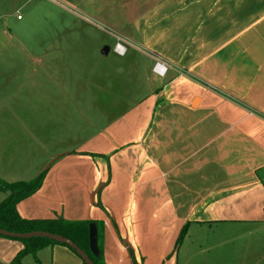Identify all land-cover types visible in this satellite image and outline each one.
I'll return each instance as SVG.
<instances>
[{"label": "crops", "instance_id": "0c3cea01", "mask_svg": "<svg viewBox=\"0 0 264 264\" xmlns=\"http://www.w3.org/2000/svg\"><path fill=\"white\" fill-rule=\"evenodd\" d=\"M10 1L11 14L0 0V59L24 58L2 61L1 80L40 82L38 96L49 93L56 112L95 111L99 89L82 97L85 78L63 67L61 52L89 40L119 84L93 73L90 88L113 90L122 104L104 130L42 171V186L17 205L22 218L96 223L104 264H176L186 224L264 222V0ZM118 38L124 56L113 50ZM157 58L166 76L153 71ZM12 168L0 158L1 178L24 180ZM0 193L2 203L9 192ZM23 247L0 236V264H14ZM22 261L83 264L61 244Z\"/></svg>", "mask_w": 264, "mask_h": 264}, {"label": "rangeland", "instance_id": "374dc122", "mask_svg": "<svg viewBox=\"0 0 264 264\" xmlns=\"http://www.w3.org/2000/svg\"><path fill=\"white\" fill-rule=\"evenodd\" d=\"M8 1L4 0V11L11 14L15 9L12 6L9 10L11 1ZM0 50L7 52L3 43H0ZM61 52L66 58L63 67L72 68L70 65L74 64L73 69L77 73L79 70L85 78L79 81L81 94L99 89L94 91L98 104L93 107L95 111L89 108L90 112H56L59 107L50 106L54 98L47 97L49 93L42 90L40 94L43 97L38 96L40 82L22 81V78L18 81L0 79V158L6 159L7 167H13L10 173L14 180L34 179L35 173L38 172L39 175V171L47 170L62 153L78 144L83 146L84 140L91 134L104 130L106 125L121 115L117 110L122 104L113 103L119 99L112 96L114 91H104L102 86L96 85L107 83L115 90L119 88L114 72L109 73V78L106 77L108 67L105 62L108 61H102L100 56L96 57L98 54L93 52L90 41L84 40L79 45L67 48L66 52ZM132 52L128 56H132ZM111 56L112 59L116 55L112 52ZM23 58L22 53L15 51L14 55L7 53L5 58L0 59V78L8 68L3 66L2 61L14 59L23 62ZM15 68L12 70L14 73L19 70ZM93 73L108 80L96 81L90 88V74L95 79ZM53 83L48 82L49 92L53 91ZM54 95H59L58 91ZM105 103L108 106H103ZM85 104L88 105V100ZM6 108L8 111H5ZM176 260V264H264V222L249 220L192 223L187 237L177 248Z\"/></svg>", "mask_w": 264, "mask_h": 264}, {"label": "trees", "instance_id": "16d2710c", "mask_svg": "<svg viewBox=\"0 0 264 264\" xmlns=\"http://www.w3.org/2000/svg\"><path fill=\"white\" fill-rule=\"evenodd\" d=\"M44 177L45 172H42L36 178L30 181L8 182L0 177V191L9 192V196L2 203H0V228L8 232L18 234H26L32 231H46L56 235L67 237L71 239L76 245H78L82 250H84L85 253L93 260L94 264H104V257L102 254V248L100 247V242L99 256L93 254L90 248L89 226L94 222H74L64 219L29 220L21 217L17 209L18 203L37 192V190H39V188L42 186ZM189 226L190 223L186 224L183 227L177 241V246H179L180 243L187 237L189 233ZM98 231L99 236L101 231L100 229ZM0 236L20 240L21 242H23L24 247L16 256L14 264H23L22 260L26 256H37L40 250L51 245L61 244L68 246L67 244L56 242L46 237L20 238L10 237L3 234H0ZM68 247L71 248L70 246ZM71 249L75 251L73 248ZM75 253L77 252L75 251ZM83 264L87 263L83 260Z\"/></svg>", "mask_w": 264, "mask_h": 264}, {"label": "water", "instance_id": "95a60500", "mask_svg": "<svg viewBox=\"0 0 264 264\" xmlns=\"http://www.w3.org/2000/svg\"><path fill=\"white\" fill-rule=\"evenodd\" d=\"M89 238H90V248L96 256L100 255V248H99V238H98V226L96 223H92L89 226ZM0 234L10 236V237H20V238H32V237H46L49 239H52L56 242L64 243L73 248L80 256L81 258L87 263V264H94L93 260L85 253L84 250H82L78 245H76L71 239L56 235L50 232L46 231H32L26 234H18V233H11L8 231H5L0 228Z\"/></svg>", "mask_w": 264, "mask_h": 264}, {"label": "built area", "instance_id": "2783aa9c", "mask_svg": "<svg viewBox=\"0 0 264 264\" xmlns=\"http://www.w3.org/2000/svg\"><path fill=\"white\" fill-rule=\"evenodd\" d=\"M19 18H21V16H19ZM127 49L128 47L126 45V42L123 39L118 38L113 49L114 52L118 55L124 56L127 53ZM169 68L170 66L165 60L157 58L153 67V71L159 76L163 77L167 75Z\"/></svg>", "mask_w": 264, "mask_h": 264}]
</instances>
